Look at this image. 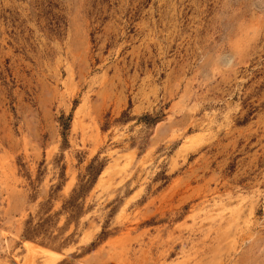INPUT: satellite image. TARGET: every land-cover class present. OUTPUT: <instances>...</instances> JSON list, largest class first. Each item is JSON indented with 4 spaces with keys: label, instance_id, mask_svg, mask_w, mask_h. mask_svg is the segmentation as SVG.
Listing matches in <instances>:
<instances>
[{
    "label": "rangeland",
    "instance_id": "obj_1",
    "mask_svg": "<svg viewBox=\"0 0 264 264\" xmlns=\"http://www.w3.org/2000/svg\"><path fill=\"white\" fill-rule=\"evenodd\" d=\"M43 250L264 264V0H0V264Z\"/></svg>",
    "mask_w": 264,
    "mask_h": 264
},
{
    "label": "bare ground",
    "instance_id": "obj_2",
    "mask_svg": "<svg viewBox=\"0 0 264 264\" xmlns=\"http://www.w3.org/2000/svg\"><path fill=\"white\" fill-rule=\"evenodd\" d=\"M25 246H26V248H28L30 250V247H31L30 243H25ZM31 249H33V248H31ZM41 254L45 257V260H47L48 262H50L52 264L60 258L59 255H56L50 251H44L43 250V251H41Z\"/></svg>",
    "mask_w": 264,
    "mask_h": 264
}]
</instances>
